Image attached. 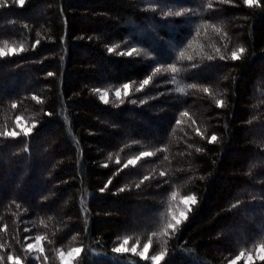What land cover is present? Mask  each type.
Wrapping results in <instances>:
<instances>
[{
	"label": "trees",
	"instance_id": "obj_1",
	"mask_svg": "<svg viewBox=\"0 0 264 264\" xmlns=\"http://www.w3.org/2000/svg\"><path fill=\"white\" fill-rule=\"evenodd\" d=\"M10 48L0 264H62L79 246L77 264H153L115 256L123 237L159 264H230L264 245V0H0Z\"/></svg>",
	"mask_w": 264,
	"mask_h": 264
},
{
	"label": "rangeland",
	"instance_id": "obj_2",
	"mask_svg": "<svg viewBox=\"0 0 264 264\" xmlns=\"http://www.w3.org/2000/svg\"><path fill=\"white\" fill-rule=\"evenodd\" d=\"M13 48H10L9 50H3L6 53H10L13 52L12 51ZM117 91L120 92V96L117 97L116 93ZM130 91V87L126 90L123 88L118 89L114 92V96L117 98H121L124 97L126 94H128ZM105 93H107L106 91H102L101 92V96L104 97ZM109 99V93H107L106 96V100ZM105 100V99H103ZM21 129H23L25 131V126L22 125L20 126ZM184 198H179L175 205L172 207V209L169 211V223L172 227H176L178 225H180L183 221H185L188 217V213L191 210V206L194 204V202H190L188 204H186L184 202ZM183 213V215H181ZM125 241H127V243H125ZM264 246V245H263ZM122 248L124 249L121 252H116L113 249V254L115 256H124V257H134L138 260H146V261H150L153 264H157V262L153 259L154 256H158L163 252H156L155 250H153V246L150 242L147 243H143V242H138V241H133L131 239H129L128 237H123L121 239V241L119 242V244L116 246V248ZM115 248V249H116ZM147 248V251H145V249ZM29 249L31 251H33L35 257L41 252L42 249V240L41 238H36L34 239L30 245H29ZM76 249H80V251L78 253H75L74 255H69L70 253H74V251ZM260 249L261 246H259L254 252H248V253H243L244 255L241 257V255L237 256L236 258H234L230 264H237L239 262H245V263H253L257 260H262L260 258ZM84 250L86 251V248L79 246V247H74L71 248L69 250L63 251L59 254V260L62 264H77V260L82 256V254L84 253ZM91 250L93 252L96 253H101L102 250H98V249H92ZM103 253V252H102ZM63 256V259H62ZM251 256V260H249V257ZM165 255L163 253V258L164 259ZM162 260L159 262L161 263Z\"/></svg>",
	"mask_w": 264,
	"mask_h": 264
},
{
	"label": "snow or ice",
	"instance_id": "obj_3",
	"mask_svg": "<svg viewBox=\"0 0 264 264\" xmlns=\"http://www.w3.org/2000/svg\"><path fill=\"white\" fill-rule=\"evenodd\" d=\"M17 2H18V4H19L20 6H23V5L25 4V0H17ZM247 3H248V4H253V3H254V0H247ZM12 51L15 52V49H13ZM132 51H136V49H132ZM240 51L243 52L244 50H243V49H240ZM6 54H7L6 52H4L3 50H0V56L6 55ZM131 54H132L131 52L128 53L129 56H131ZM121 55H123V53H121ZM232 59H233V60L237 59V53H236V52H233V53H232ZM49 75H51V73H49ZM148 82H149V81H148L147 79H145V80L143 81L144 84H148ZM129 87H130V85H129L128 83H125V84H124V89L127 90ZM106 96H107V93H105L104 97H101L102 99H105V102H107V100H106ZM116 96H117V97L120 96V92H119V91H117ZM133 103H135V101H133ZM17 123H20V121L18 120ZM29 131H30L29 129L25 128V134H28ZM9 135L15 136L16 133H15V132H12V133H9ZM216 139H217V137H216L215 135H213V136L211 137V140H212V141H215ZM143 155L148 156V155H150V153H144ZM129 163H132V161H129ZM184 202H185L186 204H188V203H190V202H195V197H194V196H187V197L184 198ZM181 215H183V213H182ZM125 243H127V241H125ZM123 250H124V249L119 248V247L116 248V249H114V251H116V252H121V251H123ZM79 251H80V249H76V250L74 251V253H70L69 255H70V256H71V255H74L75 253H78ZM145 251H147V248L145 249ZM240 255H241V257H242L244 254L241 253ZM162 258H163V253H161V254L158 255V256H154V257H153V259L157 262V264H159V262L162 260ZM260 258H261V259H264V246H261V249H260ZM9 259H12V258L10 257ZM62 259H63V256H62ZM251 259H252V258H251V256H250V257H249V260H251ZM14 264H20V262L17 260V261L14 262Z\"/></svg>",
	"mask_w": 264,
	"mask_h": 264
}]
</instances>
